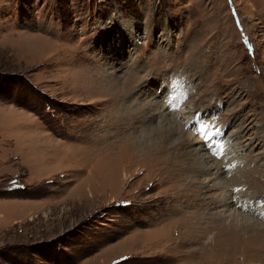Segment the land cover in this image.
Wrapping results in <instances>:
<instances>
[{"label": "rangeland", "instance_id": "obj_1", "mask_svg": "<svg viewBox=\"0 0 264 264\" xmlns=\"http://www.w3.org/2000/svg\"><path fill=\"white\" fill-rule=\"evenodd\" d=\"M196 113L238 167L209 154L228 191L264 198V0H0V264H264V215L238 208L263 233L183 245L185 217L234 211L190 162ZM121 132L176 168L186 152V178Z\"/></svg>", "mask_w": 264, "mask_h": 264}, {"label": "bare ground", "instance_id": "obj_2", "mask_svg": "<svg viewBox=\"0 0 264 264\" xmlns=\"http://www.w3.org/2000/svg\"><path fill=\"white\" fill-rule=\"evenodd\" d=\"M119 101H116V105H117V103H118ZM119 103H121V102H119ZM118 107V106H117ZM120 107H121V105H120ZM162 108H164V107H162ZM119 110V109H118ZM130 110V109H129ZM133 111V110H132ZM164 111H167L165 108H164ZM190 111V110H189ZM187 112L188 114H186V117H184V118H187V117H190V112ZM119 112V111H118ZM184 112V111H183ZM128 113V112H127ZM185 113V112H184ZM169 114V116L171 117V119H172V117H173V115L172 114H170V113H168ZM181 114H182V112H181ZM115 115V114H114ZM125 115V114H124ZM123 115V116H124ZM121 116H122V114H121ZM115 117V116H114ZM125 117V116H124ZM123 117V118H124ZM129 117V116H128ZM116 118H117V116H116ZM126 118H127V116H126ZM125 118V119H126ZM115 119V118H114ZM113 119V120H114ZM118 119V118H117ZM116 120V119H115ZM120 120V119H119ZM127 120V119H126ZM136 120V119H135ZM173 120V119H172ZM175 120V119H174ZM173 120V121H174ZM128 121V120H127ZM112 122V121H111ZM118 122V121H117ZM122 122H123V120H122ZM126 122V121H125ZM120 123V122H119ZM118 123V124H119ZM178 123V122H177ZM121 124V123H120ZM120 124H119V127H120ZM118 126V125H117ZM122 126V125H121ZM125 127V126H124ZM123 127V128H124ZM128 127V126H127ZM177 128V126H174V127H172V126H169L167 129H165V131L162 133V142H161V140H160V142L164 145V143H166L165 141L169 138V137H171L173 134H175V133H180L181 135H182V137H183V140L182 141H179V148L182 146L183 147V143H185V141H187L186 140V138H185V133H183V129H180V128ZM115 128H116V126H115ZM183 128V127H182ZM117 129V128H116ZM120 130H121V128H120ZM129 130H130V128H129ZM151 130V129H150ZM135 131V130H134ZM119 132V131H118ZM125 132H126V130H125ZM137 132H138V130H137ZM151 132V131H150ZM134 133V132H133ZM120 134V133H119ZM117 135V134H116ZM121 135H122V132H121ZM121 135H119V139H118V141H121L122 139H123V137L121 138ZM176 135V134H175ZM189 135H191V134H189ZM122 136H124V135H122ZM134 135H132V136H124L125 137V139H123V143L121 144V145H124V144H126V143H128L130 146L129 147H131L132 149H133V151L134 150H136L138 153H140V155H144V153H145V151H147V150H149V152L151 153V152H153L154 154H152V155H154V156H156V158H159V163H163L162 164V166L164 167V166H166V165H169L170 166V168H171V171L173 170L177 175H176V178H177V180L179 181V182H182L183 180H182V177H180V176H178L179 174H180V171H185L184 173H183V175H184V177L186 178V176H187V168H184V166H185V158H186V161L187 162H189V160H190V158H189V156H188V154L186 153V152H184L183 153V156L185 157L184 159H182V160H180V162H177L178 164H180L179 165V168H176L177 167V165L175 164V163H172V162H169L170 161V158L167 156V157H163L162 155H165V151H166V149L165 148H160V147H158V148H155V147H157L158 146V144H160V143H158L157 145H155V144H148L147 142H144V144L142 143V141L144 140H142V141H139V139L138 138H134L133 137ZM192 136V135H191ZM132 137L134 138V139H132ZM138 137V136H137ZM179 137V136H178ZM181 137V138H182ZM187 137H188V135H187ZM193 138H192V141L194 140L195 141V143L196 144H200V142L197 140V139H194V136H192ZM110 138H113V140L112 141H116L117 140V138H115V137H113V136H110ZM188 138H190V137H188ZM146 139H148V138H146ZM103 141V140H102ZM125 141V142H124ZM136 141L138 142V144L136 143ZM145 141V140H144ZM136 143L137 144V146H134L133 145V143ZM142 143V144H141ZM149 143H150V141H149ZM187 143V142H186ZM185 143V144H186ZM190 143V142H189ZM228 143V142H227ZM111 144V143H110ZM116 144V143H115ZM195 144V145H196ZM125 146V145H124ZM165 146V145H164ZM135 147H136V149H135ZM231 147H235V143L233 142V140H232V146ZM115 148V147H114ZM173 148V147H172ZM138 149V150H137ZM240 149V148H239ZM204 150V149H203ZM170 151V150H169ZM191 151V150H190ZM195 151H196V149H195ZM233 151V150H232ZM193 152V151H192ZM142 153V154H141ZM194 153V152H193ZM192 153V154H193ZM195 153H197L198 155H199V159L198 158H195L194 157V159H192L190 162H192L193 164H196L197 163V165H198V168H197V165L195 166V173L197 174V175H203V176H208V175H210L211 173H212V171H215V173L213 174V175H215V177L213 178V180L214 181H216L215 182V187H217V189H220V193L221 192H225V193H222V194H220V195H222V199L219 201V203H221L222 202V205L223 206H228V207H231V209H234V211L232 212H230L228 215H226V213H225V215L226 216H222V215H219L218 214V216L217 215H210L209 214V217H203V216H200V218H198V217H194V216H189V217H183L184 218V220H182V222H185V224H184V226H185V228H188L189 229V231H188V233L187 234H192V235H190V237H188V238H192L191 239V241L188 243L187 242V236H185V240H184V242L186 243V244H183L184 246H192L193 244L192 243H195L196 242V245H197V247L195 248V250H194V252H193V255H199V253H201V254H206V253H209V252H211V251H215L216 249L218 250L219 248H221V245L223 246L225 243H226V245H228V243H229V240L231 239L229 236H231L230 234H227V233H225L224 231H223V229H226L229 233H231V232H234V236H231V237H234V239H239L238 238V229L241 231V229H244V230H248L249 232H257V233H263V231L259 228V226L258 225H253L251 222H250V219H246V217L245 216H243V215H241L242 214V212H240V211H238V209L236 210L234 207H233V201H232V197H233V195H232V193H231V191H228V182H229V180H227V178H225V173H224V171H222L221 170V167H220V163L218 162V161H216L213 157H211L209 154L207 155V154H205V151L203 152V154H200V152H195ZM234 153H236V152H234ZM129 154V153H128ZM134 154L135 155H137V153H135V151H134ZM196 154V155H197ZM180 156V155H179ZM124 158H126L127 159V156H125ZM124 158H121L122 159V161H123V159ZM235 158H237V157H235ZM222 160V159H221ZM142 162H144V160H141ZM143 164V163H142ZM162 166H161V168H162ZM229 166V165H228ZM237 167V166H236ZM146 168V167H145ZM238 168V167H237ZM114 170V169H113ZM145 170V169H144ZM234 170V169H233ZM237 170V169H236ZM236 170L233 172L234 173V175H236L235 174V172H236ZM237 173V172H236ZM239 173H241V172H239ZM124 176L125 177H127V174L125 173L124 174ZM190 176V175H189ZM220 176H222V177H220ZM230 180H232V178H230ZM203 186V185H202ZM233 186H236V185H233ZM232 186V187H233ZM226 189V190H225ZM240 193V192H239ZM236 194V193H235ZM247 203V202H246ZM260 205V204H259ZM259 206H257V205H255L254 203L252 204V210H251V212H247V214H245L244 213V215H246V216H248V215H250V216H255L256 218H257V221H258V219L259 218H261L260 217V215H257V213H263V211H264V209L261 207H259ZM228 209V208H227ZM230 210V209H229ZM227 211V210H226ZM240 212L241 214H237V212ZM228 213V212H227ZM180 216V215H179ZM182 216V215H181ZM250 216H248V217H250ZM262 216V215H261ZM174 217V216H173ZM176 217V216H175ZM263 217V216H262ZM239 218V219H238ZM170 220H172V218H169L166 222V224H163V228L165 229V228H168L169 227V222L168 221H170ZM176 220H179L180 221V219H176ZM200 220V222H196V221H199ZM262 220V219H261ZM173 221V220H172ZM194 221V222H193ZM228 221V222H227ZM174 222V221H173ZM178 222V221H177ZM169 224V225H168ZM173 224V223H172ZM221 225H222V227H221ZM160 228V227H159ZM163 228H160V230H162ZM165 231V230H164ZM256 233V234H257ZM186 234V235H187ZM255 234V235H256ZM254 235V234H253ZM251 236V235H250ZM166 239V238H165ZM171 246V245H170ZM169 246V247H170ZM163 249V248H162ZM169 251V250H168ZM191 251V250H190ZM204 252V253H203ZM189 254V258H191V257H193V255H191L190 256V253H188Z\"/></svg>", "mask_w": 264, "mask_h": 264}, {"label": "snow or ice", "instance_id": "obj_3", "mask_svg": "<svg viewBox=\"0 0 264 264\" xmlns=\"http://www.w3.org/2000/svg\"><path fill=\"white\" fill-rule=\"evenodd\" d=\"M245 42L247 43V38H245ZM174 99V97H171L167 101L168 104L171 106V109L179 107L178 104H174L172 102ZM194 121L195 122L189 128V130L196 133L198 138L203 141L202 147L205 150V154L213 155L216 159H221L222 157H224L225 146L223 140H216V137H220L223 135L221 130L219 128H216L215 131H213L212 128H210L209 125L203 121L202 114L200 113L195 114ZM234 167L235 165H229L228 168L224 169L225 173L230 174V169ZM240 191V188L233 189L234 193H239ZM262 200H264V198H261V200H257L255 202H249L242 205L239 203V200L235 195H233L232 197L233 207L245 212H250L252 210V204H259L262 202ZM257 215H264V213H257Z\"/></svg>", "mask_w": 264, "mask_h": 264}]
</instances>
